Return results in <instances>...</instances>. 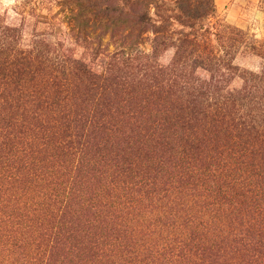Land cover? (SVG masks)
I'll list each match as a JSON object with an SVG mask.
<instances>
[{"label": "trees", "instance_id": "16d2710c", "mask_svg": "<svg viewBox=\"0 0 264 264\" xmlns=\"http://www.w3.org/2000/svg\"><path fill=\"white\" fill-rule=\"evenodd\" d=\"M0 264H264V38L215 0L0 2Z\"/></svg>", "mask_w": 264, "mask_h": 264}, {"label": "rangeland", "instance_id": "374dc122", "mask_svg": "<svg viewBox=\"0 0 264 264\" xmlns=\"http://www.w3.org/2000/svg\"><path fill=\"white\" fill-rule=\"evenodd\" d=\"M9 2V0H0ZM218 12L233 24L264 38V0H215Z\"/></svg>", "mask_w": 264, "mask_h": 264}]
</instances>
